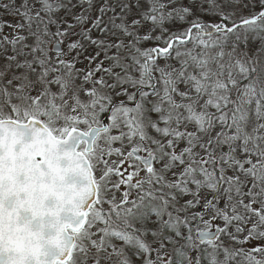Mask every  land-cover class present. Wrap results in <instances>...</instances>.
<instances>
[{
	"label": "snow or ice",
	"instance_id": "snow-or-ice-1",
	"mask_svg": "<svg viewBox=\"0 0 264 264\" xmlns=\"http://www.w3.org/2000/svg\"><path fill=\"white\" fill-rule=\"evenodd\" d=\"M0 264H264V0H0Z\"/></svg>",
	"mask_w": 264,
	"mask_h": 264
}]
</instances>
